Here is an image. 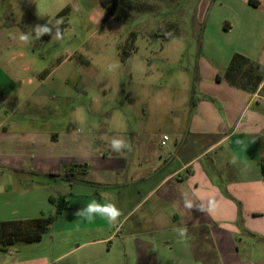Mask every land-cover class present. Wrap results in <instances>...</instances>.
Returning <instances> with one entry per match:
<instances>
[{
	"label": "crops",
	"instance_id": "0c3cea01",
	"mask_svg": "<svg viewBox=\"0 0 264 264\" xmlns=\"http://www.w3.org/2000/svg\"><path fill=\"white\" fill-rule=\"evenodd\" d=\"M256 1L250 5L261 7ZM10 53L0 70L2 104L7 91L35 83L26 75L27 61L14 64L25 53ZM211 83L217 89L200 86L179 104L159 99L174 118L163 136L150 129L114 131L131 144L119 154L109 132L99 139L96 131L76 134L70 127L17 132L6 122L12 114L0 118V146L16 152L0 156V169L63 183L60 196L68 202L40 240L0 243V264H264V81L255 91L220 75ZM101 193L121 210L119 221L78 222L75 213ZM9 221L0 218V227ZM185 226L181 242L173 229Z\"/></svg>",
	"mask_w": 264,
	"mask_h": 264
},
{
	"label": "rangeland",
	"instance_id": "374dc122",
	"mask_svg": "<svg viewBox=\"0 0 264 264\" xmlns=\"http://www.w3.org/2000/svg\"><path fill=\"white\" fill-rule=\"evenodd\" d=\"M258 1L261 7L250 0H121L117 18L99 0H0V70L10 52L20 51L25 58L14 64L27 61L26 75L35 76L33 85L18 84L22 92L7 91L0 118L12 114L6 122L17 132L70 127L96 131V139L109 132L111 139L116 130L140 128L163 136L174 118L159 99L179 104L200 86L217 89L212 78L225 77L235 54L264 67V0ZM57 21L62 38H54ZM48 22L52 35L19 40ZM4 148L0 156L16 155ZM62 185L0 169V218L19 224L49 216L56 206L48 197H60Z\"/></svg>",
	"mask_w": 264,
	"mask_h": 264
},
{
	"label": "trees",
	"instance_id": "16d2710c",
	"mask_svg": "<svg viewBox=\"0 0 264 264\" xmlns=\"http://www.w3.org/2000/svg\"><path fill=\"white\" fill-rule=\"evenodd\" d=\"M102 6L111 16L122 18L117 12L121 0H99ZM253 5L258 4L256 0H250ZM108 16L105 17V20ZM225 78L230 84L243 89L255 91L264 81V68L256 65L249 58L241 54L233 56L231 64L228 66ZM264 172V166H263ZM50 202L56 206L55 214L41 217L32 221L16 224V222H3L1 224L0 243L3 246L16 241L34 242L51 228L61 212L67 208L68 202L65 196L58 198L50 197Z\"/></svg>",
	"mask_w": 264,
	"mask_h": 264
},
{
	"label": "clouds",
	"instance_id": "9594fccd",
	"mask_svg": "<svg viewBox=\"0 0 264 264\" xmlns=\"http://www.w3.org/2000/svg\"><path fill=\"white\" fill-rule=\"evenodd\" d=\"M61 21L56 22V30L54 38H62V31L59 28V24ZM33 33L35 35L33 36ZM53 27L50 26L49 22L47 24L41 25L37 24L29 29L28 32H21L19 35V40L24 43H29L32 40H40L41 37L45 35H52ZM169 36L172 34L169 33ZM110 146L113 152L121 153L123 150H131L130 142L123 137H112L110 140ZM233 163H235V159H233ZM103 201V202H101ZM186 207L191 208L192 205L190 202L186 201ZM75 216L78 217V222H87L89 224L94 223L97 217L105 220L109 224H116L120 217L122 216L121 210L117 207V204L109 197L107 193H101V200L92 199L86 204V207L78 210L75 213ZM174 232L178 234L180 241L187 237L188 228L185 227H175L173 229ZM63 257H61L62 259Z\"/></svg>",
	"mask_w": 264,
	"mask_h": 264
},
{
	"label": "built area",
	"instance_id": "2783aa9c",
	"mask_svg": "<svg viewBox=\"0 0 264 264\" xmlns=\"http://www.w3.org/2000/svg\"><path fill=\"white\" fill-rule=\"evenodd\" d=\"M167 139H168V137H167V136H165V137H164V140H167Z\"/></svg>",
	"mask_w": 264,
	"mask_h": 264
}]
</instances>
